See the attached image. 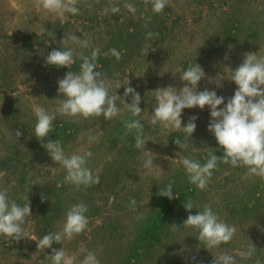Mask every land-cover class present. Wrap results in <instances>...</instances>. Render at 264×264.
Wrapping results in <instances>:
<instances>
[{
  "label": "rangeland",
  "instance_id": "obj_1",
  "mask_svg": "<svg viewBox=\"0 0 264 264\" xmlns=\"http://www.w3.org/2000/svg\"><path fill=\"white\" fill-rule=\"evenodd\" d=\"M152 3L76 0L78 14L57 15L44 10L40 0H0V190L6 189L20 205L29 200L31 208L22 225L26 237L16 241L0 235V264H51L46 257L61 247L75 257L74 264H82L83 248L94 252L100 264H213L222 254L233 255L236 264H264V178L220 160L201 190L189 183L180 163L183 157L204 163L209 152L223 155L207 128L208 107L183 110L182 126L193 115L199 117L191 138L182 129L151 125L157 89L182 87L179 72L195 62L206 73L201 90L215 89L226 99L233 95L237 86L227 79L232 68L247 53L264 57V0H166L159 13ZM111 6L119 12L106 11ZM70 34L88 46L69 40ZM58 48L80 54L71 68L76 72L80 57L99 49L96 70L112 85L110 94L123 97L124 87L116 89L120 74L141 95L138 117L119 101L120 112L110 120L57 114L43 142L59 140L66 155L90 150L87 166L100 178L90 187L66 182V170L34 136V109L55 112L62 100L57 81L69 69L45 63ZM218 75L225 77L219 88L214 82ZM124 99L131 102L132 97ZM132 119L144 124L145 148L135 147L136 130L125 126ZM17 130L22 135L17 137ZM177 137L183 148L175 144ZM149 151L154 164L145 168ZM170 181L173 199L161 195ZM133 198L135 206L130 204ZM189 200L200 210L211 206L221 221L235 227L233 239L207 248L198 229L182 226ZM81 202L88 207L87 229L54 242L52 248H38L46 233L62 232L67 209ZM250 246L254 254L241 257Z\"/></svg>",
  "mask_w": 264,
  "mask_h": 264
},
{
  "label": "clouds",
  "instance_id": "obj_2",
  "mask_svg": "<svg viewBox=\"0 0 264 264\" xmlns=\"http://www.w3.org/2000/svg\"><path fill=\"white\" fill-rule=\"evenodd\" d=\"M40 6L57 15L78 14L79 8L76 0H40ZM166 0H153L152 7L157 13L163 11ZM131 11L135 9L129 5ZM106 11L115 14L119 12V7L111 6ZM153 33L149 32L148 36ZM69 40H80L87 47V41L81 40L75 34H70ZM100 54L99 49H93L90 57H80L82 63L78 72L72 71V65L79 53L74 55L72 48H61L51 50L46 56L47 65L68 68L63 78L57 81V92L62 94V100L55 112H49L42 107L34 109L36 124L34 136L42 141V147L47 151L55 164L61 165L66 170V182L76 187H90L99 183V176H94L87 166L89 158L93 153L90 150L82 154L73 153L66 155L64 147L57 139L45 138L52 133L53 122L57 114L64 116L82 115L101 117L110 120L116 117L119 112V104H126L128 111L133 117H138L142 109L140 93L131 86L127 77L123 80L119 77L116 89L124 87L123 97L117 94H110L112 85L108 83L102 74L96 70V61ZM117 59L119 52L113 50L112 53ZM225 59H228L227 55ZM180 73V80L183 86L177 89L174 86L159 88L156 91V104L151 114V125L156 126L162 123L170 130L182 129L188 137H192L196 130V120L199 118L193 115L187 123L182 126V113L185 108L199 107L203 110L206 106L209 109L208 131L213 134L215 140L222 148L223 155L216 152H209L204 163L199 160L183 157L180 163L183 165L190 184L198 189H205L213 170L217 168L218 161L230 163L232 166H246L250 173L264 178V57H260L256 52L244 55L242 63L236 68H232L230 78H227L237 86L231 97L225 98L218 95L215 89L199 88V82L205 78L204 69L195 62L183 69ZM224 75L215 78L216 87H222ZM131 95V102H126L124 97ZM117 101L120 103L118 104ZM129 129H135V147L145 148L146 140L143 137L144 124L140 119H132L125 122ZM22 133L17 130L16 136ZM175 144L179 148L185 146L184 141L179 137L175 139ZM154 164V156L149 151V155L144 161V167L150 168ZM174 182L170 181L161 195L173 199ZM43 199V197H42ZM28 200V197H27ZM132 206L136 205L133 198L130 201ZM185 209L189 212L183 225L194 227L199 230V241H203L207 248L218 247L233 239L235 227L221 221L211 206L205 205L203 210L194 207L191 200L184 203ZM199 211L192 214V209ZM88 207L84 203H77L69 207L65 214V222L62 232H48L37 241V247L46 249L52 248L53 243H61L67 237L71 239L73 235L85 231L88 226L86 213ZM31 215L29 200L26 204L20 205L14 200H10L7 190H0V235L19 241L26 237L22 225L25 224L26 217ZM86 255L82 264H100L94 252L86 248L81 249ZM255 248L250 246L247 251L240 253L241 257L250 258L254 254ZM51 264H74L75 257L68 256L61 248L52 249V253L46 257ZM213 264H236L235 257L230 254H222L215 257Z\"/></svg>",
  "mask_w": 264,
  "mask_h": 264
}]
</instances>
